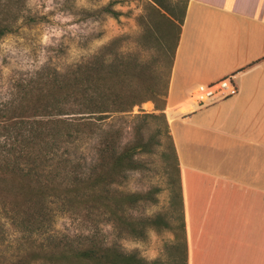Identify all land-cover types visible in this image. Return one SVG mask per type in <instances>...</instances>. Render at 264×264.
I'll return each mask as SVG.
<instances>
[{"label": "trees", "instance_id": "16d2710c", "mask_svg": "<svg viewBox=\"0 0 264 264\" xmlns=\"http://www.w3.org/2000/svg\"><path fill=\"white\" fill-rule=\"evenodd\" d=\"M1 1L4 36L15 29L4 23L11 10ZM154 2L159 7L151 6L149 23L155 27L145 26L141 36L147 49L155 51L147 61L117 52L121 39H115L64 73L45 69L17 80L10 96L0 100V217L23 236L15 251L2 249L5 228L0 219V264H158L107 243L103 233L100 238V226H111L119 238L136 240L146 239L149 230L173 229L170 213L130 215L143 203H157L159 188L139 193L114 188L142 170L137 156L150 153L159 135L169 140L168 156L176 171L171 207L180 221L187 264L179 160L165 110L188 0L177 10L175 4ZM147 102L154 104V112L140 118L160 119L164 126L145 140L144 124L139 125L134 142L121 148L122 130L101 124ZM96 137V159L87 164L73 149ZM57 212L92 221L94 228L76 236L56 234L51 226Z\"/></svg>", "mask_w": 264, "mask_h": 264}, {"label": "crops", "instance_id": "0c3cea01", "mask_svg": "<svg viewBox=\"0 0 264 264\" xmlns=\"http://www.w3.org/2000/svg\"><path fill=\"white\" fill-rule=\"evenodd\" d=\"M229 75L237 96L190 105L196 85ZM165 113L179 160L187 264H264V0H188Z\"/></svg>", "mask_w": 264, "mask_h": 264}, {"label": "rangeland", "instance_id": "374dc122", "mask_svg": "<svg viewBox=\"0 0 264 264\" xmlns=\"http://www.w3.org/2000/svg\"><path fill=\"white\" fill-rule=\"evenodd\" d=\"M156 1L166 6L175 4L177 10L185 0ZM1 3L11 10L4 23L10 24L15 30L0 36V100L10 96L17 80L31 77L45 69L64 73L69 68L90 60L115 39H121L117 47L120 54H138L139 58L147 61L155 52L147 49L146 42L141 39L145 26H153V23H149L151 6L159 7L154 0H2ZM3 9L5 8L2 7L1 10ZM153 112L154 104L147 102L136 106L128 114L110 116L101 126L122 130L120 147L124 148L134 142L135 128L139 125L144 124L142 137L145 140L155 134L157 128L164 126L160 119L143 121L140 118L144 113ZM168 112L170 114L171 110ZM97 141L98 137L85 139L73 151L90 164L96 159ZM156 142L150 153L137 156L143 164L142 170L130 173L125 183L114 188L126 193L159 188L157 203H143L137 209L130 210V215L142 218L170 213L173 229L161 232L149 230L146 239L136 240L119 238L111 226L102 224L100 238L102 239L103 233L107 243L118 244L123 252L136 253L150 262L184 264L183 237L178 227L180 221L171 207L177 177L172 158L168 156L169 140L166 136L159 135ZM189 193L192 210L193 192L190 190ZM206 204L207 209L214 208L208 201ZM0 219L5 228L1 248L15 251L23 236L7 219ZM93 226L92 221H79L57 212L51 230L61 236H76L88 234Z\"/></svg>", "mask_w": 264, "mask_h": 264}, {"label": "built area", "instance_id": "2783aa9c", "mask_svg": "<svg viewBox=\"0 0 264 264\" xmlns=\"http://www.w3.org/2000/svg\"><path fill=\"white\" fill-rule=\"evenodd\" d=\"M238 95L234 75L209 84H198L189 93L188 102L196 108H207Z\"/></svg>", "mask_w": 264, "mask_h": 264}]
</instances>
